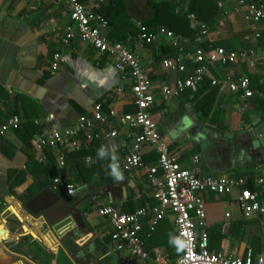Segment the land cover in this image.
<instances>
[{
  "label": "crops",
  "instance_id": "crops-1",
  "mask_svg": "<svg viewBox=\"0 0 264 264\" xmlns=\"http://www.w3.org/2000/svg\"><path fill=\"white\" fill-rule=\"evenodd\" d=\"M82 1L89 10L97 12L108 0ZM34 2L36 11H31L25 2L0 0V124L18 111L16 116L22 122L31 118L41 128L28 141L19 130L10 132L0 145L1 246L17 257L13 264H123V260L140 264L130 251H114L111 226L99 216V211L111 206L119 213L129 214L146 205L153 206L150 201H155L154 188L147 175L151 167L157 166L158 160L151 158L155 151L144 147L142 166L129 172L121 168L125 177L122 182L114 181L108 175V161L96 156L102 144L117 152L119 162L128 156L132 143L122 136L89 143L90 155L85 157L72 155L85 144L77 152L48 150L47 164L39 163L35 156L38 137L46 136L53 128L77 129L79 118L92 116L99 103L103 113H114L109 123L99 124L102 133H130L121 119L137 111L132 80L121 78L115 57L98 52L78 38L64 44L65 30L71 25L64 0ZM188 2L177 0V10H186ZM217 2L223 3L220 9L228 19L223 24L220 19L215 26L208 25L212 30L201 49L236 51L250 47L243 40L252 33L244 21L246 6L241 7L237 0ZM247 4L260 6L264 0H249ZM259 29L264 35V24ZM133 42L130 39L122 43L133 48L148 73L156 96L152 119L178 156L180 167L201 179L244 178L245 188L260 193L264 204V192L255 183L264 174V164H258L248 146L250 134L264 130L260 107L264 99V66L255 72L246 66H211L204 84L164 102L160 96L162 86L173 85L179 76L166 70L163 62L180 54L166 55L164 47L171 45L164 38L141 49ZM218 42L224 46L214 47ZM253 47L264 62V41ZM57 53L63 55L65 62L53 74L51 67ZM193 67L192 72L187 65V73L193 74L197 66ZM228 71L236 78L250 79L253 98L243 99L232 93L225 82ZM248 74L257 75L254 77L260 83ZM259 84L262 91L258 90ZM199 91L202 95L197 97ZM76 138L83 143L82 133ZM195 157L199 158L197 162ZM59 177L74 186L75 195L53 189L54 179ZM240 192L241 189L231 188L223 195L203 194L209 249L236 258H245L250 249L255 256L264 254V216L246 217L237 203ZM71 232L76 242L63 239L64 234ZM170 232H177L172 216L154 231L144 225L140 238L147 251H159L169 262H175L183 252L178 254L169 246Z\"/></svg>",
  "mask_w": 264,
  "mask_h": 264
},
{
  "label": "built area",
  "instance_id": "built-area-1",
  "mask_svg": "<svg viewBox=\"0 0 264 264\" xmlns=\"http://www.w3.org/2000/svg\"><path fill=\"white\" fill-rule=\"evenodd\" d=\"M29 4L31 11H36L38 6L34 0H17ZM70 13L71 25L65 30L63 42L69 45L73 40L80 39L88 43L102 54L116 58V69L122 79L130 77L132 80V92L135 96L137 111L125 114L121 122L128 125L130 133L114 130L102 133L100 125L109 123L113 112L105 114L102 104L95 107L92 116L83 115L79 118L77 129L53 128L46 136L38 137L35 143V156L39 163L47 164V151L57 148L68 152H77L85 144L94 141L125 137L131 141V152L120 161L124 171H132L143 164V148L149 147L157 152V166L148 171V182L154 188L153 198L155 205H146L133 213L122 214L111 206L101 208L99 216L106 219L111 226V238L116 253L122 254L130 251L132 256L140 261V264H264V254L255 256L250 249L245 258L227 256L223 253H214L209 249L208 215L203 194L211 192L223 195L231 188L241 189L237 203L246 217L253 214L264 216V204L260 200V193L245 188L246 180L239 177L203 179L196 177L190 170L182 169L178 156L171 151L169 144L161 135L159 127L152 119L151 108L156 102V96L152 89L148 73L143 68L140 57L134 53L128 44L112 42L107 37L109 22L103 15L89 10L82 0H64ZM241 7L246 6L244 21L251 30L250 35L243 40L249 44L247 49L225 51L216 49L209 52L199 48L195 54L188 56L197 66L193 74L187 73L185 63L186 51L189 40L172 31L161 29L157 33H150L140 22L137 23L139 33L134 38V45L141 49L155 44L164 38L176 50L180 56L163 62V67L177 74L173 85L162 86L161 99L164 102L179 98L185 91L196 89L204 84L209 74V67L221 65L225 68H237L246 66L249 71L255 72L264 66L259 54L253 45L264 41V35L259 27L264 24V5L253 6L247 4L249 0H237ZM219 8L223 3H218ZM188 19L195 25H199V35L195 39L197 45H201L210 33L207 24L199 23L195 14H189ZM228 19L221 14V23ZM65 59L62 54L54 55L52 73L55 74ZM225 82L235 95H241L243 99L254 97L252 83L248 78H236L233 72L228 71ZM22 120L19 116H11L0 124V145L5 137L21 128ZM79 133L83 134V143L77 141ZM195 157V162L198 161ZM91 161V160H89ZM256 187L264 192V174L259 176ZM53 189H64L68 196L75 195L73 185L65 184L59 177L54 179ZM173 217L177 234L183 233L184 237L191 241L190 248L185 250L175 261L169 262L159 251L149 252L140 238L144 225L154 231L156 227L168 217ZM123 264H131V260H123Z\"/></svg>",
  "mask_w": 264,
  "mask_h": 264
},
{
  "label": "trees",
  "instance_id": "trees-1",
  "mask_svg": "<svg viewBox=\"0 0 264 264\" xmlns=\"http://www.w3.org/2000/svg\"><path fill=\"white\" fill-rule=\"evenodd\" d=\"M176 2L177 0H108L97 8V12L107 18L109 22L107 37L112 42L126 43L130 39H134L139 33L138 22L142 23L150 33H157L161 29H166L190 39L188 49L185 53V63L189 65L193 72L195 69L193 65L195 64L188 56L193 55L201 47L195 43L196 36L199 33V27L193 26V23L188 19V15L193 13L199 22L209 26H215L218 20L221 19L222 12L217 0H189L186 10H177L178 5ZM222 44V42H218L214 47L224 46ZM164 49L166 55L171 57H174L178 52L172 46L164 47ZM205 50L208 51V49ZM248 76L253 78L257 75L248 74ZM254 78L259 82L257 77ZM261 86L262 84H259L258 90H261ZM201 95L202 91H199L196 96L200 97ZM208 99L210 102L212 97ZM260 105L261 110L264 112V99L260 101ZM17 114L18 111H15L12 115ZM206 115L208 114L206 113ZM26 119L25 122H22L19 131L24 134L28 141L37 136L41 128L35 124L33 119ZM89 149L90 146L88 147L87 144L80 152L72 155L73 157L81 155L82 157L89 156ZM151 158L153 161L158 160L156 151L155 155L153 154ZM150 202L152 205L155 204V201ZM142 206H145V202L142 203Z\"/></svg>",
  "mask_w": 264,
  "mask_h": 264
},
{
  "label": "clouds",
  "instance_id": "clouds-1",
  "mask_svg": "<svg viewBox=\"0 0 264 264\" xmlns=\"http://www.w3.org/2000/svg\"><path fill=\"white\" fill-rule=\"evenodd\" d=\"M96 156L100 160L108 161V175L111 176L114 181L122 182L125 179L124 171L121 169L117 152L114 149H110L109 145H100L97 149ZM85 162L87 163V159ZM168 243L169 246L175 248L176 252L179 254L190 248L191 241L185 238L183 233L177 235L170 232L168 234Z\"/></svg>",
  "mask_w": 264,
  "mask_h": 264
},
{
  "label": "water",
  "instance_id": "water-1",
  "mask_svg": "<svg viewBox=\"0 0 264 264\" xmlns=\"http://www.w3.org/2000/svg\"><path fill=\"white\" fill-rule=\"evenodd\" d=\"M249 152L257 160L259 165L264 164V130L262 132L253 131L250 134V141L248 143ZM67 238L72 242H76L74 234L66 233L63 236V239ZM62 239V238H61ZM17 257L7 253L0 242V264H13L16 261Z\"/></svg>",
  "mask_w": 264,
  "mask_h": 264
}]
</instances>
